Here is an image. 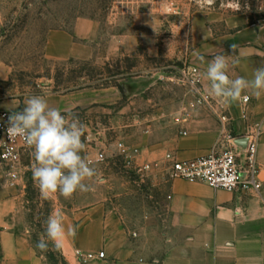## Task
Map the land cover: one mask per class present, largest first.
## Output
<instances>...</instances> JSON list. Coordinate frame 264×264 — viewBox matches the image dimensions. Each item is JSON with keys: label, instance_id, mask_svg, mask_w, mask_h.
I'll return each instance as SVG.
<instances>
[{"label": "rangeland", "instance_id": "obj_1", "mask_svg": "<svg viewBox=\"0 0 264 264\" xmlns=\"http://www.w3.org/2000/svg\"><path fill=\"white\" fill-rule=\"evenodd\" d=\"M248 25L264 32V0H0V107L22 102L21 111L33 95L80 96L88 105L72 111L86 126L82 155L87 162L99 151L107 155L106 162L90 164L96 175L85 183L91 190L70 199L41 198L31 170L17 187V228L29 231V242L49 264L65 262L51 243L47 252L36 248L46 239L44 221L74 201L107 199L136 217L154 216L156 226L161 222L164 169L144 176L136 166L154 163L144 152L177 130L185 106L197 104L182 71L197 68L208 92L200 64L227 56L223 43ZM55 31L74 36L86 58H52ZM121 142L137 153L130 165L118 152Z\"/></svg>", "mask_w": 264, "mask_h": 264}, {"label": "crops", "instance_id": "obj_2", "mask_svg": "<svg viewBox=\"0 0 264 264\" xmlns=\"http://www.w3.org/2000/svg\"><path fill=\"white\" fill-rule=\"evenodd\" d=\"M223 44L230 49L229 62L238 60L229 69L230 78L252 79L254 69L264 67V32L257 25L237 30ZM231 45H236L234 56ZM49 51L56 59L86 58L83 47L65 31L51 33ZM200 65L206 70L208 62ZM74 96L47 100L62 113L88 105L80 96ZM242 100L230 106L223 104L233 118L234 135L240 137L248 124L261 123L264 129V94L259 99L250 96L248 104ZM20 105L22 102L2 105L0 112L16 111ZM184 111L187 114L179 118L177 130L144 152L145 159L165 164L167 153L180 160L209 153L219 137L217 117L197 104L185 106ZM258 157L264 179V132ZM34 163V158H25L15 182L0 167V264H49L29 242V231H21L16 223V213L21 209L17 187L25 185V174ZM161 177L159 189L166 200L157 226L154 216L136 217L123 203L116 206L107 199L68 205L63 222L66 229L77 226V235L68 236L59 249L65 264H82L76 260L75 250L96 256L104 253V258L96 257L86 264H264V202L260 197L215 190L205 183L184 179H165L164 173Z\"/></svg>", "mask_w": 264, "mask_h": 264}, {"label": "clouds", "instance_id": "obj_3", "mask_svg": "<svg viewBox=\"0 0 264 264\" xmlns=\"http://www.w3.org/2000/svg\"><path fill=\"white\" fill-rule=\"evenodd\" d=\"M233 56L236 45H231ZM229 56L215 55L207 65L205 79L209 82L208 95L220 103L230 106L250 96L259 99L264 94V67L254 69L252 79L230 78L229 69L238 60L229 62ZM250 93L249 95H243ZM85 125L71 110L63 113L51 106L44 96L33 95L24 101V107L9 115L7 136L9 140L22 138L32 150L35 163L31 166L32 180L41 198L51 200L59 194L70 199L77 191L88 192L85 183L96 175L87 162ZM45 238L38 240L36 248L49 250V243L59 250L64 240L77 235V226L65 228L63 214L53 210L44 221Z\"/></svg>", "mask_w": 264, "mask_h": 264}, {"label": "built area", "instance_id": "obj_4", "mask_svg": "<svg viewBox=\"0 0 264 264\" xmlns=\"http://www.w3.org/2000/svg\"><path fill=\"white\" fill-rule=\"evenodd\" d=\"M183 76L189 79L195 91L197 104L207 107L217 117L220 123L219 137L209 153L205 156L180 160L172 153L165 155V164L160 162L144 163L136 166L144 176L157 168L164 169L165 179H184L189 182L205 183L215 190H225L231 193L253 194L264 202V179L261 177L262 168L259 163V146L264 132L261 123H251L246 126L242 137L234 135L233 118L226 107L208 95L202 83V75L197 68L182 71ZM248 104L250 98L242 100ZM16 111L0 112V167L6 176L15 182L18 180L25 158H33L22 138L9 140L7 136L8 117ZM246 114V106L243 111ZM245 140V144L239 142ZM120 156L130 165L136 160V151H130L124 143H119ZM107 161L105 151H99L95 159L88 163H104ZM78 262L86 264L94 258H104V253L98 256L75 250Z\"/></svg>", "mask_w": 264, "mask_h": 264}, {"label": "water", "instance_id": "obj_5", "mask_svg": "<svg viewBox=\"0 0 264 264\" xmlns=\"http://www.w3.org/2000/svg\"><path fill=\"white\" fill-rule=\"evenodd\" d=\"M245 142H246L245 140H242V141H240L239 143H240V144H245Z\"/></svg>", "mask_w": 264, "mask_h": 264}]
</instances>
